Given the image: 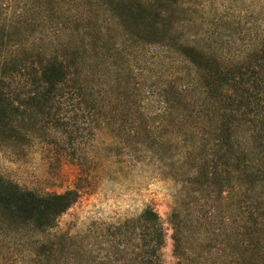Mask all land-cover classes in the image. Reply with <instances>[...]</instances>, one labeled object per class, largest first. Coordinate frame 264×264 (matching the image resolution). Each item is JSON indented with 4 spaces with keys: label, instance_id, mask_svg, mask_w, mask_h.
Instances as JSON below:
<instances>
[{
    "label": "trees",
    "instance_id": "1",
    "mask_svg": "<svg viewBox=\"0 0 264 264\" xmlns=\"http://www.w3.org/2000/svg\"><path fill=\"white\" fill-rule=\"evenodd\" d=\"M33 2L23 4L19 15H12V4L0 2L2 147H12L27 130L43 124L53 123L61 134L77 139L80 118L96 121V131L107 121L122 129L131 123L140 149L162 162L190 198L201 195L198 200L212 202L211 211L194 219V225L192 213L182 218L173 209L179 264L193 249L190 234L196 228L198 243L222 240V264L264 258V31L234 53L228 45L234 39L211 48L170 34L176 7L185 0H64L65 11L57 0ZM66 13L64 21L61 14ZM112 31L122 47L105 39ZM152 45L179 54L190 67V81L170 83L154 111L147 112L141 98L130 100L128 87L135 94L141 88L132 84L135 73L128 61L120 65L118 60L123 51L132 54ZM106 74L117 77L104 81ZM67 117L72 124L63 122ZM77 200L75 190L39 194L0 175V259L14 238L52 235L59 217ZM137 230L134 264H162L165 231L152 208L117 228L120 248L113 255L126 252L128 233ZM67 239L38 240L30 245L32 260L15 264H89L73 250L74 240ZM115 261L120 259L109 264Z\"/></svg>",
    "mask_w": 264,
    "mask_h": 264
},
{
    "label": "rangeland",
    "instance_id": "2",
    "mask_svg": "<svg viewBox=\"0 0 264 264\" xmlns=\"http://www.w3.org/2000/svg\"><path fill=\"white\" fill-rule=\"evenodd\" d=\"M29 1L0 2L3 5L12 4V15H19L24 10L23 4L27 7ZM33 1L36 4L42 0ZM57 1L64 6L63 11L68 8L64 0ZM48 3V8L57 7ZM176 12L170 34L182 42H192L198 46L214 48L234 39L235 42L228 45L232 46L234 53H240L244 49V42L253 43L247 38L257 37L255 35L259 30V34L264 31V0H185L182 6L176 7ZM67 16L68 13L61 14L62 20L65 21ZM105 39L122 47L115 31ZM122 56L118 62L120 65L129 63L132 73H135L131 78L132 84L141 88L136 95L128 87L130 100L138 101L141 98V107L147 112L154 111L155 103L161 100L164 89L171 87L170 83L176 80L179 84H187L190 81V67L169 48L152 45L132 54L123 51ZM92 67L95 70L96 66ZM109 77L115 79L117 75L111 77L106 74L104 81ZM63 122L72 124V119L67 117ZM78 123L80 131L77 139L61 134V129L49 123L28 128L26 135H21L12 147H2L0 144V175L5 179L39 194H61L69 190L78 192L77 202L59 217L52 235L28 234L24 239L14 238L12 249L8 253L3 252L6 257L0 259V264H15L20 259L28 262L29 251L35 249L30 245L50 238H68L67 242L70 243L74 240L73 250L86 261L89 260V264H109L115 258L120 259L118 264H134L139 230L128 233L126 252L113 255L120 248L116 244L117 228L126 220L138 218L148 208L160 215L165 231V246L160 253L162 264H179L171 221L173 209H178L182 218L192 213L191 224L194 225V219L205 216L207 210L211 211L212 202H205L203 198L198 200L201 195L190 198L184 191L185 185L170 177L162 162H157L151 158L152 155L140 149L141 143L133 134L135 130L131 131V123L125 130L107 121L100 131L95 129L96 121L89 124L80 118ZM136 128H140L138 121ZM179 164L177 162L176 167ZM192 232L189 234L193 249L187 251L188 255L180 262L222 264V240L219 238L209 243L206 239L198 243L193 240L200 235L198 228ZM4 240L1 238L2 242ZM208 244H213L214 250ZM60 255L61 252L58 253ZM255 259L253 264H264V258Z\"/></svg>",
    "mask_w": 264,
    "mask_h": 264
}]
</instances>
